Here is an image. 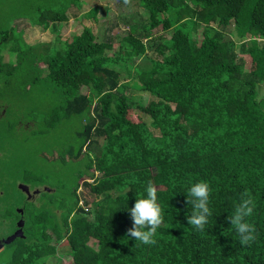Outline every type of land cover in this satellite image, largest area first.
Masks as SVG:
<instances>
[{
    "label": "trees",
    "instance_id": "16d2710c",
    "mask_svg": "<svg viewBox=\"0 0 264 264\" xmlns=\"http://www.w3.org/2000/svg\"><path fill=\"white\" fill-rule=\"evenodd\" d=\"M138 1L148 19L128 25L119 39L113 29L103 37L90 26L61 39L68 11L90 16L79 10L82 0L42 19L57 33L46 78L61 90L45 130L81 115L78 142L60 161L84 167L67 195L51 199L61 215L33 221L0 264H64L57 256L64 239L73 264H264V0ZM21 34L16 50L24 52ZM129 87L142 95L136 102L149 121L130 117L123 103ZM201 181L212 189L203 231L187 223L194 211L188 190ZM149 182L163 209L155 245L125 235ZM245 191L255 201L247 218L257 230L251 246L240 244L227 219Z\"/></svg>",
    "mask_w": 264,
    "mask_h": 264
},
{
    "label": "rangeland",
    "instance_id": "374dc122",
    "mask_svg": "<svg viewBox=\"0 0 264 264\" xmlns=\"http://www.w3.org/2000/svg\"><path fill=\"white\" fill-rule=\"evenodd\" d=\"M70 3L71 0H0V51H5L6 48L10 51L14 45L12 51L18 52L16 50L17 38L21 33V37L23 35L24 41L21 42V47L24 49V119L25 123L31 121L25 129L19 145L9 141V138L13 136L11 131L6 138L11 144L12 152L17 156L21 154L25 167L44 175L45 181L51 182L54 186H60L63 183L73 184L76 173L84 167L79 166L78 162L64 165L60 161L64 159L62 154L66 153V148L70 144L78 142L77 133L84 122L81 115L64 118L54 128L45 130L47 129L45 124L48 125L52 119L50 109L59 102L61 90L59 86L46 78L47 70L44 67L47 59L53 56L57 50V47L51 43L55 40L57 33L51 32L50 28L44 29L40 23L44 22L42 20L44 18L50 19L49 16L52 13H63ZM95 9L96 12H94ZM79 10L83 13L89 12L90 16L84 14L82 18L78 19L74 16L73 10L68 11V21L61 23L58 27L62 40L71 41L73 35L81 33L85 26H90L95 33L102 34L103 37L107 30L112 31L113 29V33L118 36L116 38L119 39L129 32L128 25L142 19L147 20L149 16L148 11L138 0H131L130 5H125L123 0H82ZM127 16L130 20L124 18ZM116 24L118 28L114 26ZM158 34H164L169 38L171 31L160 30ZM194 34L199 37L202 35V31L197 30ZM119 48V44L115 43L114 50H119ZM151 54L153 53L150 52L148 55ZM143 61L141 60L140 63ZM144 65L150 66L151 62L146 61ZM81 92L89 93V89L83 87ZM124 94L123 103L130 110V117L136 121L143 119L149 121L148 116L142 113L136 102L138 96L142 95L130 87ZM143 95L149 97L145 93ZM258 99H264V83L258 85ZM1 142L2 139L0 144ZM65 159H69V157L65 156ZM91 169H94V166ZM40 182L41 180H35V183ZM81 190L82 188L79 189V191ZM56 205L57 200H47L42 211L37 216H33V221L41 220L42 223L47 224L49 215L43 219L41 217L44 213H51V216L56 219L54 213ZM24 236L17 237L22 239ZM93 242L94 240H92ZM14 244L16 243L11 245L15 246ZM11 250L12 246L8 245L0 250V263H4L10 258ZM69 251L67 240H62L58 245L57 256L63 258L64 264H73L72 258L68 254ZM56 260V258H51L48 260V264L54 263Z\"/></svg>",
    "mask_w": 264,
    "mask_h": 264
},
{
    "label": "flooded vegetation",
    "instance_id": "af4514ba",
    "mask_svg": "<svg viewBox=\"0 0 264 264\" xmlns=\"http://www.w3.org/2000/svg\"><path fill=\"white\" fill-rule=\"evenodd\" d=\"M24 94V54L6 48L0 51V239H6L19 229L25 235L22 238H26L33 225V216L42 211L46 201L68 194L67 183L54 186L45 181L44 175L25 167L21 154L17 156L12 152L6 136L11 131L13 136L9 141L19 145L31 123H25L24 119ZM35 180L41 182L35 183ZM54 211L59 216L62 213L60 208ZM18 239L21 238L6 245L11 246Z\"/></svg>",
    "mask_w": 264,
    "mask_h": 264
},
{
    "label": "clouds",
    "instance_id": "9594fccd",
    "mask_svg": "<svg viewBox=\"0 0 264 264\" xmlns=\"http://www.w3.org/2000/svg\"><path fill=\"white\" fill-rule=\"evenodd\" d=\"M125 5H130L131 0H123ZM157 187L149 182L146 188L147 198L137 199L130 209L132 227L128 228L125 235L145 245H155L154 238L157 229L163 223V209L157 202ZM212 189L205 181L194 183L188 190V196L192 199L194 211L187 217V223L196 230L203 231L212 215L209 208V197ZM255 208L254 199L245 191L242 194L241 202L235 207L234 212L227 217L230 224L234 226L239 235L242 246H251L256 240L257 230L248 217H251Z\"/></svg>",
    "mask_w": 264,
    "mask_h": 264
},
{
    "label": "water",
    "instance_id": "95a60500",
    "mask_svg": "<svg viewBox=\"0 0 264 264\" xmlns=\"http://www.w3.org/2000/svg\"><path fill=\"white\" fill-rule=\"evenodd\" d=\"M17 236H24L22 229L17 230L12 236L8 237L7 239H0V250L4 247L6 243H10Z\"/></svg>",
    "mask_w": 264,
    "mask_h": 264
}]
</instances>
